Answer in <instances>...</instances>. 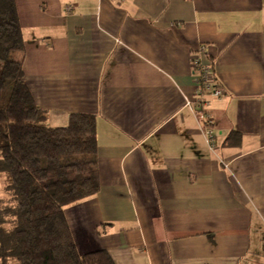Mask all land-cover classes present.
I'll list each match as a JSON object with an SVG mask.
<instances>
[{"label": "crops", "instance_id": "crops-1", "mask_svg": "<svg viewBox=\"0 0 264 264\" xmlns=\"http://www.w3.org/2000/svg\"><path fill=\"white\" fill-rule=\"evenodd\" d=\"M16 3L18 57L49 126L97 118L100 191L65 209L79 250L116 264H264V0ZM202 47L226 95L201 108Z\"/></svg>", "mask_w": 264, "mask_h": 264}, {"label": "trees", "instance_id": "trees-1", "mask_svg": "<svg viewBox=\"0 0 264 264\" xmlns=\"http://www.w3.org/2000/svg\"><path fill=\"white\" fill-rule=\"evenodd\" d=\"M24 50L16 0H0V174L10 197L0 209V264H116L106 250L82 253L65 213L100 191L97 118L75 113L66 126H49L27 85L23 57L13 56ZM205 60L221 86L213 60ZM240 138L232 132L226 142Z\"/></svg>", "mask_w": 264, "mask_h": 264}, {"label": "built area", "instance_id": "built-area-1", "mask_svg": "<svg viewBox=\"0 0 264 264\" xmlns=\"http://www.w3.org/2000/svg\"><path fill=\"white\" fill-rule=\"evenodd\" d=\"M206 54H207L206 48L202 47L198 51V53H196V55L193 57V65L196 70L197 85L199 90L198 106L201 108L205 105L204 103H206L204 100L205 97L220 99L226 95L225 88L223 86H216L211 79L209 64H207L205 60ZM199 118L202 120H206V114L203 112V110L200 111ZM207 138L209 144L213 146L212 144L213 133L211 130L207 133Z\"/></svg>", "mask_w": 264, "mask_h": 264}, {"label": "rangeland", "instance_id": "rangeland-1", "mask_svg": "<svg viewBox=\"0 0 264 264\" xmlns=\"http://www.w3.org/2000/svg\"><path fill=\"white\" fill-rule=\"evenodd\" d=\"M13 56L14 58H18L19 53H15ZM47 124L50 125L48 120H47ZM58 127H60L59 124ZM6 180H7L6 175L0 174V209H3L10 205V197L5 192Z\"/></svg>", "mask_w": 264, "mask_h": 264}]
</instances>
